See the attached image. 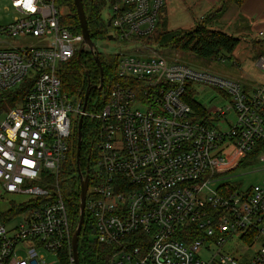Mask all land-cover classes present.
Instances as JSON below:
<instances>
[{
  "label": "built area",
  "instance_id": "1",
  "mask_svg": "<svg viewBox=\"0 0 264 264\" xmlns=\"http://www.w3.org/2000/svg\"><path fill=\"white\" fill-rule=\"evenodd\" d=\"M10 1L16 17L0 24V93L32 84L23 102L0 114V182L5 193L33 199L16 226L0 220V264H48L44 253L66 250L74 264L68 209L58 192L74 128L70 110L97 121L86 213L98 242L116 246L109 264H241L223 250L237 234L255 246L245 264H264V181L242 192L213 187L240 161L226 160L230 145L248 154L264 144V85L247 92L238 81L155 52L113 53L125 82L107 91L99 79L93 88L100 107L98 96L83 111L81 100L74 107L61 92L58 74L78 55L82 32L62 24L66 11L56 0ZM164 5L117 0L108 36L149 48L142 39L155 32ZM29 38L37 44L26 45ZM256 65L264 72V53ZM188 83L222 89L231 103L207 109L212 121L196 119L184 99ZM213 249L210 260L202 257Z\"/></svg>",
  "mask_w": 264,
  "mask_h": 264
},
{
  "label": "trees",
  "instance_id": "2",
  "mask_svg": "<svg viewBox=\"0 0 264 264\" xmlns=\"http://www.w3.org/2000/svg\"><path fill=\"white\" fill-rule=\"evenodd\" d=\"M107 1V5L117 2V0H83L88 27L93 40L108 39L109 27L108 19H102L100 9L102 4ZM246 0H222L221 4L212 14L202 19V23H198L190 29L178 28L174 30L167 29V16H160L155 32L142 39V41H150L155 39L158 44L168 45L180 50L189 51L193 54L204 58H221L225 53H232L238 45L239 38L230 35L217 28H209L210 20H218L229 4L235 3L242 5ZM58 6L64 7L66 14L61 17L62 24L69 27L75 33H81L80 21L74 0H56ZM164 28V29H163ZM100 60L103 68L104 85L109 88L117 82H125L117 75L119 57L110 54L105 57L99 52ZM106 58V59H105ZM58 74L61 77V92L67 97L85 101V94L88 87H91L86 110H92L90 105L95 98L99 96L98 108L101 103L100 92L93 88V85L100 79V68L96 63L94 55L90 52H83L81 60L75 55L71 60L61 63ZM32 82L26 80L19 87L0 93V114H4L23 102ZM184 99L192 107L196 119L212 121L214 116L209 113L205 107L196 99V91L193 83H188ZM78 122L76 119L72 136L70 138L69 151L66 160L61 164L58 174L59 188L58 192L62 195L68 209L69 219L71 223L72 234L74 233L80 216V190L81 181L78 173L77 165V142H78ZM96 127L95 119L84 117L82 125L83 144L81 147V169L83 173L90 167L89 183L93 177V164L96 158ZM40 202L34 203L39 205ZM33 204V205H34ZM30 205L15 206L13 211L20 213L29 209ZM197 234V232H196ZM188 240V239H186ZM248 242V241H247ZM116 246L99 243L96 238V227L93 219L88 213L85 215L82 231L79 238V258L80 264H109L112 254L115 252ZM64 256V264H70L69 250L62 251Z\"/></svg>",
  "mask_w": 264,
  "mask_h": 264
},
{
  "label": "rangeland",
  "instance_id": "3",
  "mask_svg": "<svg viewBox=\"0 0 264 264\" xmlns=\"http://www.w3.org/2000/svg\"><path fill=\"white\" fill-rule=\"evenodd\" d=\"M166 4L162 8L161 16H166L168 12L167 24L168 30L178 28L190 29L196 25V21L203 16L196 9L188 8L190 0H164ZM63 12H65L62 9ZM110 7L105 1L100 9V15L104 20H107L110 14ZM16 17L14 9L11 7L10 0H0V24L12 22ZM164 29V28H163ZM226 33L239 38L238 45L232 53H225L221 58H204L180 50L168 45L158 44L156 37L150 41L141 42L142 44L150 45L149 48L140 49L139 45L124 43L111 39L94 40L96 49L105 57L113 53H131L137 56H143L147 53H158L170 60H177L191 67L207 70L223 77L238 81L242 84L245 91H251L252 87L257 84L264 85V72L256 65L257 56L264 53V6L261 1L253 0L249 6L242 12L235 13L230 19L229 24H223L220 28ZM261 31L263 34H260ZM26 45L35 46L37 40L35 38L27 39ZM90 51L89 47H85V52ZM106 59V58H105ZM196 91V99L202 104L205 109L213 110L217 107H224L231 103V96L215 86L196 83L194 86ZM82 99L72 98V104L75 107L78 101ZM144 109L143 107H140ZM69 116L74 127L77 119V113L73 110L69 111ZM226 122L215 121V125H223ZM228 143H224L226 145ZM225 157L227 161H239L238 164L229 171L222 173L219 180L214 182L213 187L220 184L234 187L239 191H245L255 185L262 184L264 181V161L260 160V155L264 154V144L255 149L253 152L245 154L241 150L232 145L229 146ZM32 196L28 194H9L3 190V185L0 183V220L4 221L9 227L16 226L23 218L25 211L16 213L13 211L15 206L27 205ZM255 246L248 247L245 240L239 234L234 235L225 244L223 250L227 254H231L241 264H245L252 255ZM216 249L209 252L204 251L202 257L210 260ZM48 264H64V256L54 253H44Z\"/></svg>",
  "mask_w": 264,
  "mask_h": 264
},
{
  "label": "water",
  "instance_id": "4",
  "mask_svg": "<svg viewBox=\"0 0 264 264\" xmlns=\"http://www.w3.org/2000/svg\"><path fill=\"white\" fill-rule=\"evenodd\" d=\"M76 9H77V14L79 17L80 21V27H81V32L84 38L83 45L78 51V60H81V55L85 51V47L88 46L90 49V52L94 55L96 63L98 64L100 68V82L103 83L104 81V75H103V68L100 60V55L99 51L95 47L94 40L91 37L89 27H88V20L86 16V11L84 8L83 0H74ZM109 25V23H108ZM109 39H112L113 37L111 35L108 36ZM91 87L89 86L87 89V92L85 94V101L83 105V111L86 110L87 103H88V98L90 94ZM83 120H84V115L81 114L79 117V122H78V142H77V151H76V157H77V165H78V173L80 176V181H81V190H80V216H79V221L76 226V229L72 235V257L74 260V264H80V258H79V238L80 234L82 231L83 223L85 220V215H86V199H87V192H88V187H89V171L90 167L87 165V168L85 170V173H83L81 169V147L83 144V136H82V125H83Z\"/></svg>",
  "mask_w": 264,
  "mask_h": 264
},
{
  "label": "crops",
  "instance_id": "5",
  "mask_svg": "<svg viewBox=\"0 0 264 264\" xmlns=\"http://www.w3.org/2000/svg\"><path fill=\"white\" fill-rule=\"evenodd\" d=\"M221 1L222 0H190L188 8H191V9L194 8L198 12H201L203 14V16H201V18L196 21V25L198 23H200V21L202 23V19L204 17H206L209 14H212L214 12V10L220 6ZM252 1L253 0H246L242 5H237L235 3L229 4L228 7L226 8V10L222 13V15L220 16V18L218 20H216V19L210 20V24L208 23V27L220 29L223 26V24H229L230 19L232 17H234L235 13H237L239 11L242 12L243 10H245L247 8V6H249V4ZM258 1H261L262 5L264 6V0H258ZM164 3L166 4V2H164ZM167 15H168V12H166V16ZM167 18H168V16H167ZM195 26H192L190 28H193ZM167 27H168V24H167ZM220 30H222V29H220Z\"/></svg>",
  "mask_w": 264,
  "mask_h": 264
}]
</instances>
